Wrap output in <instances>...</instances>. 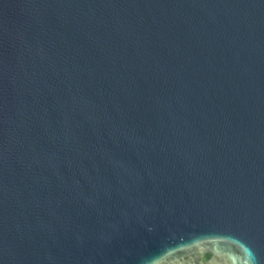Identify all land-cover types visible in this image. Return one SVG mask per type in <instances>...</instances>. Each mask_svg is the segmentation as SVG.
<instances>
[{
    "label": "water",
    "instance_id": "obj_1",
    "mask_svg": "<svg viewBox=\"0 0 264 264\" xmlns=\"http://www.w3.org/2000/svg\"><path fill=\"white\" fill-rule=\"evenodd\" d=\"M0 264H264V0H0Z\"/></svg>",
    "mask_w": 264,
    "mask_h": 264
}]
</instances>
